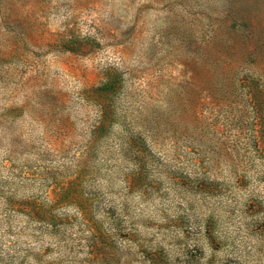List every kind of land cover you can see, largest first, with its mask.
Returning a JSON list of instances; mask_svg holds the SVG:
<instances>
[{
	"label": "rangeland",
	"instance_id": "374dc122",
	"mask_svg": "<svg viewBox=\"0 0 264 264\" xmlns=\"http://www.w3.org/2000/svg\"><path fill=\"white\" fill-rule=\"evenodd\" d=\"M0 264H264V0H0Z\"/></svg>",
	"mask_w": 264,
	"mask_h": 264
}]
</instances>
